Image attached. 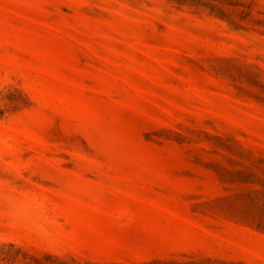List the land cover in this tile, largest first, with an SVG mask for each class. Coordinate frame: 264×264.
Wrapping results in <instances>:
<instances>
[{
	"label": "rangeland",
	"instance_id": "obj_1",
	"mask_svg": "<svg viewBox=\"0 0 264 264\" xmlns=\"http://www.w3.org/2000/svg\"><path fill=\"white\" fill-rule=\"evenodd\" d=\"M0 264H264V0H0Z\"/></svg>",
	"mask_w": 264,
	"mask_h": 264
}]
</instances>
